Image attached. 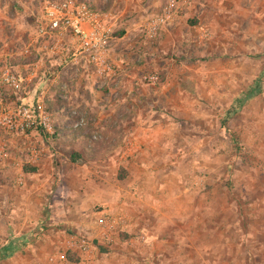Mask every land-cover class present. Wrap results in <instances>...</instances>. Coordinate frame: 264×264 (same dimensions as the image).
<instances>
[{"label":"rangeland","instance_id":"1","mask_svg":"<svg viewBox=\"0 0 264 264\" xmlns=\"http://www.w3.org/2000/svg\"><path fill=\"white\" fill-rule=\"evenodd\" d=\"M44 1L0 0V59L22 79L32 77L22 88L51 80L64 85L49 89L40 105L52 133L0 129V136L22 139L19 158L29 167L30 148L77 143L82 164L94 162L86 178L100 181L94 169L113 181L120 169L129 175L120 182L128 194L121 210L93 200L79 218L66 202L76 220L65 217L54 185L36 201L29 181L13 182L10 194L0 195V246L8 238L24 244L0 264L62 262L67 245L55 239L72 237L73 244H88L84 257L91 264H264V0H185L152 38L144 28L171 0H80L115 22L109 58L119 76L103 86L62 56L42 57L32 73L41 53L24 54L28 16ZM76 83L85 88L70 89ZM32 88L33 103L26 104L37 109L42 90ZM250 89L254 95L232 112L233 101ZM15 91L0 82V114L19 104L4 102ZM81 94L85 104L76 100ZM51 102L68 120H53ZM9 144L0 146L11 151ZM7 191L0 186V194Z\"/></svg>","mask_w":264,"mask_h":264},{"label":"built area","instance_id":"2","mask_svg":"<svg viewBox=\"0 0 264 264\" xmlns=\"http://www.w3.org/2000/svg\"><path fill=\"white\" fill-rule=\"evenodd\" d=\"M177 7L185 8L186 1L171 0L164 5L160 14L146 24L145 35L152 38L158 30L170 26L173 9ZM28 19L31 34L27 38L29 42L24 54L28 56L30 48H37L41 53L37 65L32 67V73H35L37 66L41 67L42 57L62 56L68 58L65 65L71 64L81 71H88L101 86L116 80L109 58L115 25L110 14L93 10L80 0H46L39 10L29 13ZM146 79L153 83L155 77L147 76ZM31 80L32 77L22 79L13 67L0 59V82L7 88L15 91L22 88L23 82L29 84ZM37 107L34 109L32 105L19 103L8 109L0 114V129L17 135L32 131L52 133L50 115L40 106ZM30 151L35 153L32 148ZM87 246L84 242L74 244L75 249L83 253L81 264H86L84 254ZM49 262L55 264L56 259L50 258Z\"/></svg>","mask_w":264,"mask_h":264},{"label":"crops","instance_id":"3","mask_svg":"<svg viewBox=\"0 0 264 264\" xmlns=\"http://www.w3.org/2000/svg\"><path fill=\"white\" fill-rule=\"evenodd\" d=\"M122 59L119 60V62L123 61ZM80 73L81 75H88L87 73L89 72L81 71ZM52 74L55 75L56 72H52ZM123 74L124 72L121 71L120 76L121 75L124 76ZM126 74H129L128 77H130L131 82L134 83L133 81L134 79L136 80V78H134L133 75H130V70L127 73L125 72V75ZM122 78L120 77L121 84L122 85L128 84V80L127 79L122 80ZM130 78L128 79L130 80ZM60 83H61L60 81L51 80L49 83L48 82L46 83L38 82L37 84L33 85L34 89L32 88V86H30L33 90H36V89L42 90L39 97L37 96L35 98L36 104H38L39 106L43 105V102H44L43 96L49 92V89L51 90L56 89V88L59 89V87L61 88L64 86L63 84H60ZM75 86H80V87L85 88V86L81 84L78 85V83H76L75 85H70V89L74 88ZM30 87H28L27 85L22 88L21 92H18L20 89L18 91H15L14 96L4 97L5 98L4 102L8 103L9 106L12 105L13 103L14 104H18V103H25V104L31 103L32 104L33 99L31 98H33V96L31 97L32 92H30ZM79 92L85 93V90L79 89ZM81 97H82V94L79 96L78 99L76 98L75 99L78 100V102L85 104L86 100H83ZM68 98H71V97L69 96ZM51 105H52V112L54 113L53 120H56L57 122H65L64 120H68L64 115L58 114L57 111L55 112V110L57 109V105H58L57 103L51 102ZM69 138L70 137H68V139ZM38 140L39 138H37L34 141L36 142ZM64 141L61 142V144L63 143L62 144L64 146L63 148L67 150L64 152L61 149L62 145H59L56 142H55L56 144L51 143L48 145L41 143L39 145L40 146L39 149L36 150L34 153V156H33L34 162L29 161L28 163L30 164V167L34 169V171L30 173H26L22 171V166L25 164L21 165L22 161L19 158L21 157L23 150H24V147L21 145L23 142L22 139L13 137V136H9V139H6L3 136H0V143L9 142L10 143L9 147L11 148V151H8L7 149L2 148L4 145L0 146V160L2 161L0 162V186L3 188H7L9 190L6 193L5 192L1 193L0 195L8 196L10 194L9 192L12 188V185H15L17 183V185L23 184L25 186V184H27L29 181L30 183L29 186L31 187V190L30 188H26V191L30 190L31 193L36 192L35 193L36 201H41V199H43L41 197H44L45 194L50 192L52 190L51 188L54 185V187L56 188L55 193L58 194V196L61 195L63 198L62 199L64 203L63 207L67 210V213L65 214V217L67 218H72V219L77 220L75 215L70 213L71 212L70 208L66 206V202H69L72 204V206H75L76 209L72 207L71 210L77 211L76 213L79 214L78 218L80 217V215L82 217L85 216V215H82L81 212L85 211L86 206H88L87 205L88 202L93 201V200L94 201H97L99 199L102 200L103 202L107 204V206H109L108 209H117V210L120 209L121 210L124 207L123 198L127 197L128 192L124 193L123 191H121L120 182L124 181L127 175L121 180H117V178H113V181H112L108 179L107 174L104 175L102 171L99 172L97 170L92 169V173L94 174L95 178H98L101 182L100 181L96 183L91 182L90 180L86 178L84 174H86V172H89L87 170H90V168H87V164L94 163V162H86V163L84 162L83 164H79V165L71 164L69 160V157L72 154L71 152L77 153L79 156L82 155L81 151L79 150L80 147H78L77 146L78 144L75 142H74L75 143L74 145L73 144L69 145L68 141H65V142ZM132 147L133 146L131 145L129 148L132 149ZM70 148H73V151H70ZM65 152L67 153L69 152L68 155ZM3 154L5 156H3ZM110 162L112 163V161ZM90 166L91 165H89V167ZM120 166L122 170L126 171L123 165H120ZM9 169L11 170L13 169L14 170L13 174L15 175L10 173ZM128 178H129V175L127 176V179ZM13 182L15 184H13ZM128 199L132 200L133 197H130ZM81 220L82 218H80V221ZM57 239H55L56 246L61 244L59 242H62V243L64 242V244L67 245L66 252L68 251L72 253L75 252L74 244L73 242H70L75 239L74 237H72V239H67L66 242L63 240L57 241ZM18 240L19 239L12 240L8 238L3 243V245L0 246V258L2 256L4 258L7 256L12 257L15 253L22 252L23 248L22 249L20 248V244H24V241L22 239H21L22 241L21 240L18 241ZM55 248H58V247H55ZM6 249L8 250L7 252H5ZM60 250L62 249L60 248ZM71 255L73 256V254ZM36 257H37V261L39 262H41V260H44L42 253L37 254ZM80 258L82 257H80L79 255V259L77 258L78 260L76 262H70L65 259L62 262L56 261V263L59 262L58 264H81ZM91 262L92 260L86 261V264H91Z\"/></svg>","mask_w":264,"mask_h":264},{"label":"trees","instance_id":"4","mask_svg":"<svg viewBox=\"0 0 264 264\" xmlns=\"http://www.w3.org/2000/svg\"><path fill=\"white\" fill-rule=\"evenodd\" d=\"M88 4V3H87ZM91 9L93 10H97L95 9L94 7H92L90 4H88ZM189 25H192V24H195V21H189L188 23ZM254 95V93H252V90H248V91H245L243 92L242 94H240L234 101L233 103L231 104L230 106V110L232 112H234L245 100L251 98L252 96ZM235 141V142H234ZM234 143H236V140L234 139L233 140ZM81 157L77 154V153H72L69 157V160L71 162V164H82V161L80 159ZM22 171L23 172H26V173H30V172H33L34 169H32L31 167L27 166V165H23L22 166ZM125 177V173L123 171L120 172V169H119V172L117 174V180H121ZM127 238V237H125ZM8 250L6 249L5 252H7ZM65 259L70 261V262H76L78 259L74 256H72L69 252H66L65 253Z\"/></svg>","mask_w":264,"mask_h":264}]
</instances>
